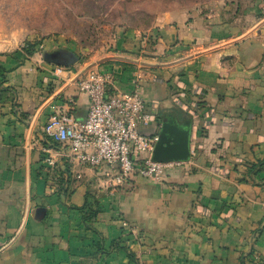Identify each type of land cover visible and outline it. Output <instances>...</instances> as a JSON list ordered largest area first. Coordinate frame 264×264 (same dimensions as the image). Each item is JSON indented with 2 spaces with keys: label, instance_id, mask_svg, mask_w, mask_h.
Listing matches in <instances>:
<instances>
[{
  "label": "crops",
  "instance_id": "0c3cea01",
  "mask_svg": "<svg viewBox=\"0 0 264 264\" xmlns=\"http://www.w3.org/2000/svg\"><path fill=\"white\" fill-rule=\"evenodd\" d=\"M252 13L234 25L173 11L103 54L56 42L0 53V264H264L261 0ZM95 71L141 95L155 119L140 133L190 123L189 161L115 187L108 166L47 136L53 116L86 119L77 84Z\"/></svg>",
  "mask_w": 264,
  "mask_h": 264
},
{
  "label": "rangeland",
  "instance_id": "374dc122",
  "mask_svg": "<svg viewBox=\"0 0 264 264\" xmlns=\"http://www.w3.org/2000/svg\"><path fill=\"white\" fill-rule=\"evenodd\" d=\"M258 0H0V53L23 50L30 39L110 52L121 33L140 36L173 11L242 24ZM264 3V0H261ZM40 46L38 50H41ZM43 49V48H42ZM56 60L65 62V56Z\"/></svg>",
  "mask_w": 264,
  "mask_h": 264
},
{
  "label": "built area",
  "instance_id": "2783aa9c",
  "mask_svg": "<svg viewBox=\"0 0 264 264\" xmlns=\"http://www.w3.org/2000/svg\"><path fill=\"white\" fill-rule=\"evenodd\" d=\"M112 85L111 74H87L77 84L78 91L89 99L86 119L65 121L53 116L45 132L68 147L80 163L97 168L108 166L114 173L115 187H122L137 176L160 182L166 171L182 163L152 160L158 135L142 134L138 126L153 122L154 113L147 110L138 91L115 93ZM175 104H182L180 98L175 99Z\"/></svg>",
  "mask_w": 264,
  "mask_h": 264
},
{
  "label": "water",
  "instance_id": "95a60500",
  "mask_svg": "<svg viewBox=\"0 0 264 264\" xmlns=\"http://www.w3.org/2000/svg\"><path fill=\"white\" fill-rule=\"evenodd\" d=\"M191 134L190 123L183 122L178 116L162 119L152 160L158 163L189 161Z\"/></svg>",
  "mask_w": 264,
  "mask_h": 264
},
{
  "label": "trees",
  "instance_id": "16d2710c",
  "mask_svg": "<svg viewBox=\"0 0 264 264\" xmlns=\"http://www.w3.org/2000/svg\"><path fill=\"white\" fill-rule=\"evenodd\" d=\"M44 44L43 40L40 39H30L27 40L24 46V53L28 56H33L35 53L38 52V48ZM44 59L47 63H52L49 58V54L44 55ZM86 221V220H85Z\"/></svg>",
  "mask_w": 264,
  "mask_h": 264
}]
</instances>
